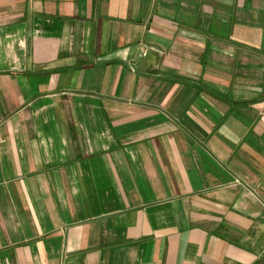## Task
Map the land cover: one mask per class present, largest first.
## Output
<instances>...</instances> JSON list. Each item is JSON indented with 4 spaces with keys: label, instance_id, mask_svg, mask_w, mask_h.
<instances>
[{
    "label": "crops",
    "instance_id": "obj_1",
    "mask_svg": "<svg viewBox=\"0 0 264 264\" xmlns=\"http://www.w3.org/2000/svg\"><path fill=\"white\" fill-rule=\"evenodd\" d=\"M0 264H264V0H0Z\"/></svg>",
    "mask_w": 264,
    "mask_h": 264
},
{
    "label": "built area",
    "instance_id": "obj_2",
    "mask_svg": "<svg viewBox=\"0 0 264 264\" xmlns=\"http://www.w3.org/2000/svg\"><path fill=\"white\" fill-rule=\"evenodd\" d=\"M139 56H140V57L145 56V49H141V51H140V53H139Z\"/></svg>",
    "mask_w": 264,
    "mask_h": 264
}]
</instances>
